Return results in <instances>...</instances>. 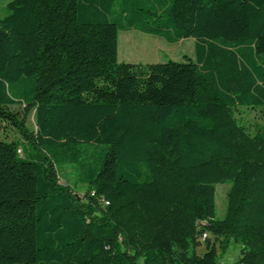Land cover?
Here are the masks:
<instances>
[{
	"label": "trees",
	"instance_id": "1",
	"mask_svg": "<svg viewBox=\"0 0 264 264\" xmlns=\"http://www.w3.org/2000/svg\"><path fill=\"white\" fill-rule=\"evenodd\" d=\"M6 8L0 121L22 140L0 138V264H218L232 240L235 264H264V128L250 133L236 117L264 107V0ZM131 29L193 37L195 58L119 61L118 35ZM67 165L73 185L60 183ZM226 180L219 219L215 186Z\"/></svg>",
	"mask_w": 264,
	"mask_h": 264
},
{
	"label": "rangeland",
	"instance_id": "2",
	"mask_svg": "<svg viewBox=\"0 0 264 264\" xmlns=\"http://www.w3.org/2000/svg\"><path fill=\"white\" fill-rule=\"evenodd\" d=\"M11 0H0V17L5 16L7 12L6 5ZM186 57L195 58V39L193 37L184 38L178 42L170 43L164 38L143 33L141 31L131 29L120 31L118 35V59L119 61L128 63H158L168 60L183 61ZM11 109L18 113L20 117L25 113L24 105L16 104ZM237 120L250 133H255L259 128H264V107L236 108ZM27 126L30 130L35 129V112L31 111L27 115ZM0 138L4 140H22L18 130L11 124L0 121ZM75 175L73 169L67 165L61 173L60 183L63 185L74 184ZM232 185L231 180L218 183L215 186L216 198V217L221 219L227 211L228 191ZM86 186L78 184L76 190L79 196H83ZM202 241L198 247V253L206 250L205 241ZM211 241L214 238L211 236ZM217 249H220L219 242H215ZM242 245L234 240L231 241L228 248L219 255L218 264H235L242 255Z\"/></svg>",
	"mask_w": 264,
	"mask_h": 264
},
{
	"label": "built area",
	"instance_id": "3",
	"mask_svg": "<svg viewBox=\"0 0 264 264\" xmlns=\"http://www.w3.org/2000/svg\"><path fill=\"white\" fill-rule=\"evenodd\" d=\"M205 223V222H204ZM208 236V233L207 232H204L202 235H201V238L202 239H206Z\"/></svg>",
	"mask_w": 264,
	"mask_h": 264
}]
</instances>
